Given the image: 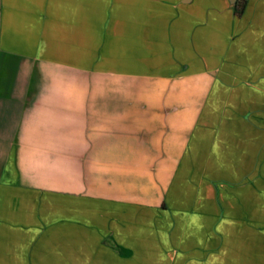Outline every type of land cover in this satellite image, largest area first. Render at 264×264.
Instances as JSON below:
<instances>
[{
	"label": "crops",
	"instance_id": "1",
	"mask_svg": "<svg viewBox=\"0 0 264 264\" xmlns=\"http://www.w3.org/2000/svg\"><path fill=\"white\" fill-rule=\"evenodd\" d=\"M245 2L0 0V255L31 252L55 198L57 233L120 259L166 237L169 264H264V134L233 138L231 184L176 202L214 85L264 80V0ZM145 212L167 230L128 235Z\"/></svg>",
	"mask_w": 264,
	"mask_h": 264
},
{
	"label": "rangeland",
	"instance_id": "2",
	"mask_svg": "<svg viewBox=\"0 0 264 264\" xmlns=\"http://www.w3.org/2000/svg\"><path fill=\"white\" fill-rule=\"evenodd\" d=\"M263 83V79L227 78L220 81L218 85H214L193 137L195 152L193 161L196 171L191 173L189 169L181 166L176 184V202L179 201V197L183 199L186 189L199 191L202 186L201 193L211 197L213 195L211 188L214 189L213 186L216 184L218 186L231 184L230 155L233 138L236 139L238 134H242L241 130H256L257 136L264 134V90L257 87L259 84L263 86ZM190 177L192 185H190ZM204 184H208L211 188L207 190ZM194 195L196 196L197 192L194 191ZM46 201L48 203L47 229L44 231L45 224L42 222L41 231L32 240L31 252L16 256L1 254L0 264H169L166 237L120 238L121 242H129L134 249L128 258L120 259L109 247L102 244V241H109V239L103 238L104 234L101 231L93 233L94 236H89L90 238L86 240L81 238L83 234L79 232L57 233L56 228L59 225L70 223V221L66 220V216L63 217L66 213L60 215L59 201L55 198L46 199ZM66 210H69L68 212L72 210L70 201L64 211ZM131 213L128 211V214ZM137 215L138 217L129 227L128 235H134L133 232L137 229L139 232L148 229L167 230L166 212L159 215L147 212ZM147 219H152V222L146 223L144 220ZM192 219L195 222V216ZM192 224L195 225V223ZM179 225L182 229L183 224L177 223L178 229ZM8 258L12 261L5 263Z\"/></svg>",
	"mask_w": 264,
	"mask_h": 264
},
{
	"label": "trees",
	"instance_id": "3",
	"mask_svg": "<svg viewBox=\"0 0 264 264\" xmlns=\"http://www.w3.org/2000/svg\"><path fill=\"white\" fill-rule=\"evenodd\" d=\"M245 0H238L236 4L234 5V14L236 16H240L243 13L244 7H245Z\"/></svg>",
	"mask_w": 264,
	"mask_h": 264
},
{
	"label": "water",
	"instance_id": "4",
	"mask_svg": "<svg viewBox=\"0 0 264 264\" xmlns=\"http://www.w3.org/2000/svg\"><path fill=\"white\" fill-rule=\"evenodd\" d=\"M235 1H236V0H229V2H230L231 4H233V5L235 4Z\"/></svg>",
	"mask_w": 264,
	"mask_h": 264
}]
</instances>
